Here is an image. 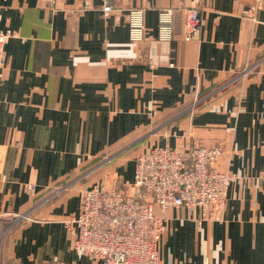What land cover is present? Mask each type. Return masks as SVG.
<instances>
[{"label":"crops","instance_id":"1","mask_svg":"<svg viewBox=\"0 0 264 264\" xmlns=\"http://www.w3.org/2000/svg\"><path fill=\"white\" fill-rule=\"evenodd\" d=\"M104 1L0 0V28L16 33L0 79V229L28 212L3 237L0 264H99L76 256L62 219L105 173L132 193L134 156L165 144L218 145L215 165L235 178L216 220L166 211L162 260L264 264V0H110L107 16ZM189 6L197 37L176 24L158 39V12ZM135 8L139 41L128 38Z\"/></svg>","mask_w":264,"mask_h":264},{"label":"built area","instance_id":"2","mask_svg":"<svg viewBox=\"0 0 264 264\" xmlns=\"http://www.w3.org/2000/svg\"><path fill=\"white\" fill-rule=\"evenodd\" d=\"M62 1L54 0L56 4ZM109 1L105 0L101 8L104 16L112 11ZM84 5L89 7L88 2ZM256 9L254 4L250 11ZM176 24H180L187 37H197L200 30L197 7L160 10L158 39H170ZM143 35V9H129L128 38L139 41ZM13 36L16 33L10 28H0V79L7 63L4 45ZM249 70L250 67H244L235 79L245 76ZM220 154L218 145L196 144L187 150L156 145L134 156L133 179L128 185L132 193L124 190L117 178L110 179L108 173L99 185L80 189V210L62 219L66 227H75L72 249L76 256L95 259L99 264H172L162 260L158 252L166 211L180 206L197 207L198 224L219 218L235 178L232 172L215 165ZM111 159L110 155L104 156L100 164ZM71 184L72 181L66 182L56 190H69ZM26 218L28 212L14 214L13 223L8 222L0 229V244L11 228Z\"/></svg>","mask_w":264,"mask_h":264},{"label":"rangeland","instance_id":"3","mask_svg":"<svg viewBox=\"0 0 264 264\" xmlns=\"http://www.w3.org/2000/svg\"><path fill=\"white\" fill-rule=\"evenodd\" d=\"M12 219H13V217H9L8 219H6V220H5L6 223L4 224V226H5L8 222H9V223H11V222L13 223ZM9 223H8V224H9ZM12 223H11V224H12Z\"/></svg>","mask_w":264,"mask_h":264}]
</instances>
